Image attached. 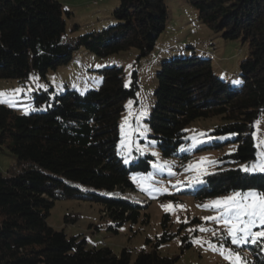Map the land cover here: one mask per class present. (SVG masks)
I'll return each instance as SVG.
<instances>
[{
    "label": "trees",
    "instance_id": "1",
    "mask_svg": "<svg viewBox=\"0 0 264 264\" xmlns=\"http://www.w3.org/2000/svg\"><path fill=\"white\" fill-rule=\"evenodd\" d=\"M188 1L213 32L246 45L236 70L223 64L218 69L212 53L204 55L188 45V54L162 58L145 103L138 98L137 70L126 80L123 67L113 63L97 69L101 81L96 88H39L33 92L30 111L0 103V146L16 158L15 167L0 171V264L177 260V255L159 250L175 235L168 229L167 213L161 234L154 241L147 239L149 249L138 250L134 258L125 247L119 253L105 244L88 247L84 237L68 235L47 222L59 199L98 203L100 217L113 233L141 217L148 222L146 204L120 195L138 190L132 175L148 172L154 159L144 153L125 163L118 152L119 122L128 99L139 118L146 112L141 118L148 134L141 140L154 144L162 156L187 160V150L195 143L196 150H224L216 169L198 183L196 200L247 189L264 193V173H246L240 167L256 160L255 123L264 114V0ZM69 14L59 0H0V77L24 81L30 69L45 77L48 69L68 63L81 47L99 58L130 48L144 57L168 21L165 0H119L112 11L115 23L64 41ZM215 58L219 63L220 57ZM216 117L219 122L210 127L192 125ZM78 217L67 213L64 220L73 223ZM195 234L182 235V251ZM249 247L252 263L264 264V240Z\"/></svg>",
    "mask_w": 264,
    "mask_h": 264
},
{
    "label": "rangeland",
    "instance_id": "2",
    "mask_svg": "<svg viewBox=\"0 0 264 264\" xmlns=\"http://www.w3.org/2000/svg\"><path fill=\"white\" fill-rule=\"evenodd\" d=\"M59 1L71 12L65 16L64 41L74 40L80 34L100 30L115 23L112 11L119 0ZM165 2L168 10L167 26L159 34L152 51L146 56L139 57L138 50L130 48L99 58L94 52L81 47L68 63L55 69H48L45 77H41L33 69H30L28 78L24 81L0 77V93L5 94L3 103L30 111L33 109L31 104L33 92L39 88L52 87L56 92L63 91L65 87L81 91L96 88L101 81V75L97 69L112 63L123 67L126 80L129 79L133 70H137L140 85L138 98L145 103L147 97L151 98L156 84L155 73L162 58L188 54L190 50L187 48L188 45L198 53L204 55L212 53V63L218 69L222 66L229 67L230 70L237 69V65L247 53L245 44H242L240 40H226L219 33L213 32L198 18L197 11L188 0H165ZM215 57H220L219 63L216 62ZM197 122L195 121L192 125L196 124L195 126L203 129L218 123L219 119L216 117ZM257 122L254 131L257 142L256 159L258 154L264 153V114ZM119 134L118 152L124 160L129 161L137 154L151 153L153 155L155 153L148 172L132 175L137 182L138 190L120 193L123 197L147 205L148 222L143 223L141 217L136 223H124L117 233H113L106 229L107 222L100 217L98 203L78 199H59L55 201L47 217L50 226L55 229L64 228L68 235L84 237L88 247H101L105 244L115 253H119L124 247L128 248L134 258L138 250L149 249L151 242H147V239L154 241L156 236L161 234L162 219L167 213L169 215L168 229L175 235L170 241L162 244L159 250L163 255H177L178 258L173 264H232L231 260L225 258L228 250L239 254L240 264H253L249 245L254 243L232 244L223 223L217 224L214 219L207 221L204 219L219 215L218 211L214 210L212 201L230 196L234 192L202 200H196L193 194L198 187L197 179L201 181L203 175L216 169V159L224 150H196L198 143H195L187 150L190 152L187 160L162 156L154 144L148 145L141 140L147 137L148 128L141 116L139 118L137 107L130 99L126 100L125 109L120 117ZM202 158H205L203 162H201ZM15 165V155L1 145L0 171L6 173ZM248 190L255 189L245 191ZM167 205L173 207L166 211L162 206ZM205 205L208 207H204ZM67 213H78L79 217L73 223H66L64 215ZM97 225L99 228H95ZM201 228L207 231H200ZM252 230L260 231L261 229ZM195 231L196 234L190 238L191 246L182 251V235H190ZM213 232L217 234L214 236Z\"/></svg>",
    "mask_w": 264,
    "mask_h": 264
},
{
    "label": "snow or ice",
    "instance_id": "3",
    "mask_svg": "<svg viewBox=\"0 0 264 264\" xmlns=\"http://www.w3.org/2000/svg\"><path fill=\"white\" fill-rule=\"evenodd\" d=\"M234 83L240 82L235 81ZM4 96V93H0V103L5 102L3 99ZM140 115H146V112H141ZM125 122L127 123V120ZM153 155H155V153H153ZM204 159L205 158H202L201 162H203ZM127 162L126 159L125 163ZM240 167L241 170L246 173H264V153L258 154L256 161L250 165L243 164ZM199 182V179H197V183ZM211 204L214 210L218 211L219 215L216 217H206L204 219L206 221L214 219L217 224L223 223L232 244L240 245L241 243H256L258 239L264 240V193L256 190L234 192L230 196L212 201ZM162 207H165L167 211L173 206L167 205ZM179 207L182 208L183 206ZM204 207L208 206L205 205ZM254 228H260L261 230L253 231L252 229ZM200 231H207V229L201 228ZM216 234V232H213L214 236ZM196 242L199 243V241ZM221 254L223 255L224 252L222 251ZM233 257H235L234 260ZM225 258L231 260L232 264H240L241 258L239 254L233 253L231 250H228Z\"/></svg>",
    "mask_w": 264,
    "mask_h": 264
}]
</instances>
